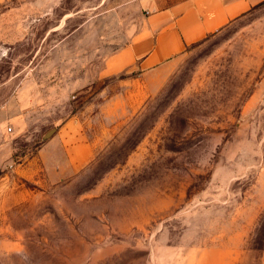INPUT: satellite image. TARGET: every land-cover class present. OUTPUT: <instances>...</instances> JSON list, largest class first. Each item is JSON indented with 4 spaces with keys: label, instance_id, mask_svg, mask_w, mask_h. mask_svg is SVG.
<instances>
[{
    "label": "rangeland",
    "instance_id": "obj_1",
    "mask_svg": "<svg viewBox=\"0 0 264 264\" xmlns=\"http://www.w3.org/2000/svg\"><path fill=\"white\" fill-rule=\"evenodd\" d=\"M148 2L0 0V264H264V0L142 68Z\"/></svg>",
    "mask_w": 264,
    "mask_h": 264
},
{
    "label": "crops",
    "instance_id": "obj_2",
    "mask_svg": "<svg viewBox=\"0 0 264 264\" xmlns=\"http://www.w3.org/2000/svg\"><path fill=\"white\" fill-rule=\"evenodd\" d=\"M254 0H149L148 26L126 50L142 68L173 58L242 15Z\"/></svg>",
    "mask_w": 264,
    "mask_h": 264
},
{
    "label": "built area",
    "instance_id": "obj_3",
    "mask_svg": "<svg viewBox=\"0 0 264 264\" xmlns=\"http://www.w3.org/2000/svg\"><path fill=\"white\" fill-rule=\"evenodd\" d=\"M9 128H11V127H9Z\"/></svg>",
    "mask_w": 264,
    "mask_h": 264
}]
</instances>
